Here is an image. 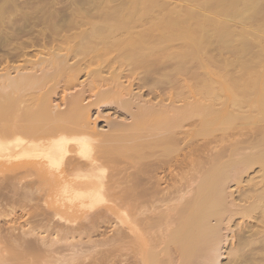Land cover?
<instances>
[{"label":"bare ground","instance_id":"1","mask_svg":"<svg viewBox=\"0 0 264 264\" xmlns=\"http://www.w3.org/2000/svg\"><path fill=\"white\" fill-rule=\"evenodd\" d=\"M20 2L0 0L9 60L0 68V158L10 164L0 220L17 208L28 219L0 223V264H220L234 220L259 218L264 235V0L65 1L82 17L67 28L59 7L23 0L29 14L19 15ZM104 106L115 108L97 132L105 151L95 129ZM233 131L247 140L228 143ZM61 173L70 183L60 195L81 204L83 221L49 200L47 178ZM110 195L123 217L102 234ZM241 248L227 250L231 262L246 261ZM246 262L264 264V249Z\"/></svg>","mask_w":264,"mask_h":264},{"label":"rangeland","instance_id":"2","mask_svg":"<svg viewBox=\"0 0 264 264\" xmlns=\"http://www.w3.org/2000/svg\"><path fill=\"white\" fill-rule=\"evenodd\" d=\"M23 2V0H19V2ZM29 1V0H28ZM32 1V0H31ZM44 1V0H43ZM56 1V0H55ZM65 1H67V2H65ZM74 1H78V0H74ZM80 1V0H79ZM20 2V3H21ZM47 2V1H46ZM51 2H53V1H51ZM20 3H19V6H17V10H18V14L20 15V13H24L25 14V12L28 10H26V6H24L23 8V11L22 10H19V8L20 9H22V6L25 4V5H28L27 4V0H25V2H23V3H21V6H20ZM41 3V1L39 0V4ZM56 3H57V1H56ZM66 3L69 5V6H71L72 5V8H74V4H73V0H61V5H59L58 3L55 5L54 4V2L53 3H50V4H46V6H45V1H44V4H43V2L40 4V8L41 9H43L44 7L43 6H45V9H48L49 11H51V12H53L52 10H55L56 8H58L59 10V12H61L62 14H60V15H57V14H59L58 12H55V13H57L56 15L58 16V20H60V19H63V21L66 23V19L68 20L67 22V25L65 26V28H67V27H70V26H72L74 23H79V21L81 20V16L79 15V16H76L75 14H73L72 13V11H73V9L70 7V8H68V5H66ZM43 4V5H42ZM51 4H52V6H51ZM71 4V5H70ZM63 5V6H62ZM56 6V7H55ZM67 6V7H66ZM28 7V6H27ZM49 7H51V8H49ZM25 10V11H24ZM21 11V12H20ZM42 11V10H41ZM55 11H57V10H55ZM28 12V11H27ZM26 12V13H27ZM63 12L65 13V14H63ZM41 13V12H40ZM39 13V14H40ZM23 14V15H24ZM27 14H29V13H27ZM42 14V13H41ZM40 14V15H41ZM38 16L39 15H37V18H38ZM73 16V17H72ZM40 17V16H39ZM70 17V18H69ZM72 17V18H71ZM42 18V19H41ZM41 18L39 19H37L36 21H39V22H37L36 24H35V26H38L39 24V26H40V28H39V26H38V28L36 27L35 29L36 30H39V29H41V26L43 27L44 26V24L42 25L41 23H40V21L42 22V20H43V18L44 17H42V15H41ZM69 18V19H68ZM76 18V19H75ZM79 18H80V20H79ZM75 19V20H74ZM29 19H27V23L28 24H30V23H32L33 24V22H31L30 21V23H29V21H28ZM32 20V19H31ZM58 20H57V22H58ZM76 20H79V21H76ZM32 21H34V19L32 20ZM35 21V22H36ZM71 21V24L72 25H70L69 24V22ZM73 21H75V22H73ZM61 22H62V20H61ZM58 23H60V22H58ZM27 24V25H28ZM61 24V23H60ZM62 24H63V22H62ZM70 26H69V25ZM31 25V24H30ZM58 25V24H57ZM61 26H63V25H61ZM28 28H29V25H28ZM41 38V37H40ZM24 39L26 40L27 38L25 37L24 38V36L21 38V40L22 41H24ZM47 40L46 41H49L48 40V38H46ZM38 47V46H37ZM28 49H26V51H30V52H27L28 54L30 53L31 55H34L35 54V51H36V49H37V51L39 50V47L38 48H35V50H33L32 51V48H30V47H27ZM30 49V50H29ZM1 52H2V54H1V52H0V68H2L4 65H5V63H9V60H5L4 61V56L3 55H5V56H7V54H6V51H5V49H1L0 50ZM32 52L34 53V54H32ZM5 53V54H4ZM27 54V57H32L31 55L29 56ZM3 58V60H2V58ZM26 57V58H27ZM33 58V57H32ZM3 61H4V63H3ZM7 61V62H6ZM13 62V61H12ZM12 62H10L11 64H13ZM84 76L83 75H81L80 76V81H83L84 80ZM59 92V94L57 95V97H56V99L60 102V100H62V98H63V94L61 93V91L59 90L58 91ZM75 92V91H74ZM74 92H72V93H74ZM61 94V95H60ZM89 94V93H88ZM87 94V95H88ZM91 95H92V93H90L88 96H90L91 97ZM59 96V97H58ZM61 96V97H60ZM87 96V97H88ZM88 99H90V98H88ZM87 99V103L88 102H90V100H88ZM57 101V102H58ZM84 104V103H83ZM114 106H104V107H101L100 108V110H99V113H100V118L95 122V129H96V133L98 132V131H100L101 129H103V130H105V132L103 131H101L102 133H106L107 132V128H106V125H105V120H104V118L106 117V115L108 114L109 116H111L112 118H114V109L115 108H113ZM94 111H95V109H94ZM93 111V109H92V112H94ZM93 116H92V118H91V120H93L94 118H95V113H93L92 114ZM93 122H94V120H93ZM97 125V126H96ZM97 127V128H96ZM98 133H100V132H98ZM97 133V135H98V138H100L101 140H98L97 142H96V145L97 146H99L98 148L99 149H101V150H106V148L105 147H103L102 145H104V141H103V138H102V135L101 134H98ZM215 135H217V136H219V133H216ZM216 136V137H217ZM218 138V137H217ZM246 138V136H244V137H239L237 134H236V132L235 131H233L232 133H231V135H230V137L228 138V140H227V142L228 143H231V142H233V141H235V140H240V139H242V140H244ZM193 133H188L186 136H185V138H184V140H185V142H184V140H183V144L184 145H186L187 147H188V145L190 144V142H192L193 140ZM211 140V138H208V139H206L207 141L208 140ZM250 138H248V140H249ZM206 140H204L203 142H201V141H199L198 142V145L200 146L199 148H201V149H199L198 150V153L201 155L202 153H205V151L206 150H204L205 149V145H203V144H205V143H207V141ZM245 140H247V138L245 139ZM250 141V140H249ZM189 142V143H188ZM201 142V143H200ZM209 143V142H208ZM215 144L216 143H211V145H210V143L208 144V147L209 148H211V147H213V146H215ZM192 145V143L190 144V146ZM185 150V151H184ZM183 151H182V162H183V164L184 165H186L187 164V156L185 155V154H187V152H188V150H189V148H185ZM247 152V153H246ZM248 152H250V150H247V151H245L244 152V154H248ZM184 157H186V158H184ZM183 158H184V161H183ZM30 167L33 169V170H36L38 173L39 172H42V170H43V167L42 166H40L39 164H37V163H35V164H31L30 165ZM10 168V164L4 159V158H0V177H2V175L5 173V171L7 170V169H9ZM186 169H184V171H185ZM256 172H257V170H256V168L254 169V170H252V171H250L249 173H248V179H250V178H252V176H255L256 175ZM48 179V181L49 180H51L50 182H49V184H51L52 185V187H49V185H48V187H47V189H48V191H49V200L54 204V205H56L57 207H58V209H60V210H62V211H65V212H67V213H69V214H72V215H74V216H76L77 218H78V220H82L83 221V218H84V215L85 214H87L88 212H86V210H84V208L81 206V204L80 203H78V202H76V203H74V204H70L67 200H65L60 194V186L62 185V184H69L70 183V179H69V177L64 173H61L60 175H58V176H56V177H54V178H51V179H49V177L47 178ZM246 180H247V178H246ZM245 180V181H246ZM52 182H54V183H52ZM47 183V182H46ZM170 183H172V180L170 181ZM56 184V185H55ZM230 190H233V187L231 186L230 187ZM246 190H247V192L249 191V192H252L251 190H250V188L248 189V188H246ZM235 194H234V199H235V201L236 200H238L239 198V194L238 193H236V192H234ZM114 195H110V197L108 198V201L105 203V204H103V206L101 207L102 209V211H101V217H102V219L101 220H99V224H98V227H99V232H102V234H106V233H108V232H110V231H112L113 229H115V227L113 226V224L112 223H115V222H117V220H120V219H122V217H123V215H122V213H121V210H120V207H119V205H118V201H115L114 200V197H113ZM113 198V199H112ZM18 211V212H17ZM85 211V212H84ZM22 213H24L25 214V212L23 211L22 212V210H20V209H18L17 208V210L15 211V215L12 217V218H10V219H7V220H4V221H1L0 220V223L1 224H4L5 222H8V223H10L11 225H14V227H16V228H19V227H23L24 225H25V221L28 219V216L27 215H24V214H22ZM24 215V216H23ZM107 217V219H105ZM112 217V218H111ZM115 217V218H114ZM111 220V221H110ZM113 220H114V222H113ZM254 220V221H253ZM253 220H247L246 221V224H244L243 226H241V227H243L242 229H241V227H239L238 226V223H239V221L236 219V220H234L235 222L232 224V232H233V234H234V239L231 241L230 239H228V242L226 243V245L223 247V249H222V252H221V257H220V259H219V261H220V264H242V263H237V261L235 260V263H234V261H230L229 260V256H228V252H229V250H231L232 248H234L235 249V247L236 248H241V247H243V248H245L244 250H242L243 248H241V252L240 253H242V254H240V255H243V257H244V254L247 256V258L246 257H244V258H246L245 260L247 261V259H248V262H251V260H255L256 258H261V255H262V250L264 249V235L262 236V234H261V232H262V230H263V226L260 224L261 222H259L260 221V219L259 218H256V219H253ZM101 222V223H100ZM107 222H108V224H107ZM259 222V223H258ZM21 223V224H20ZM85 223V222H84ZM83 223V224H84ZM111 229H110V228ZM258 227H259V229H258ZM257 229V230H256ZM258 231V232H257ZM235 232V233H234ZM239 236V237H238ZM241 236H242V238H241ZM95 237L97 238V234H95ZM237 238V239H236ZM240 238H241V242L239 241L240 240ZM237 240V241H236ZM231 242V243H230ZM239 242V244L238 245H235L236 243H238ZM243 243V244H242ZM257 244H259V246L257 245ZM261 245V246H260ZM233 246V247H232ZM246 246H248V247H246ZM224 250V251H223ZM227 250H228V252H227ZM247 252V253H246ZM255 254V255H254ZM249 256V257H248ZM255 256H256V258H255ZM231 257H234V255L233 256H231ZM255 258V259H254ZM231 260L233 259H236V258H230ZM251 259V260H250ZM250 260V261H249ZM258 260V259H257ZM229 261H230V263H229ZM246 261H244L243 262V264H246L247 262ZM240 262H242L241 260H240ZM248 264V263H247Z\"/></svg>","mask_w":264,"mask_h":264}]
</instances>
